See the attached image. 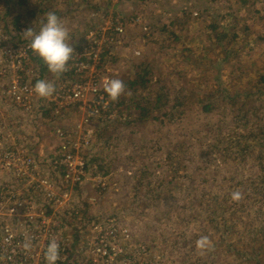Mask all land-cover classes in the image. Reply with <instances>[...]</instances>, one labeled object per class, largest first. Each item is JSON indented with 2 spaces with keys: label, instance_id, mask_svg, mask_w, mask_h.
I'll return each mask as SVG.
<instances>
[{
  "label": "rangeland",
  "instance_id": "1",
  "mask_svg": "<svg viewBox=\"0 0 264 264\" xmlns=\"http://www.w3.org/2000/svg\"><path fill=\"white\" fill-rule=\"evenodd\" d=\"M118 6L111 0H0V59L3 37L22 44L18 30L39 32L37 19L46 22L50 12L68 29L73 48L103 26L109 12L141 18L105 62L123 82L147 66L145 97L160 98V108L139 121L123 104L122 122H92L90 174L107 178L108 188L102 192L87 180L76 190L86 224L61 217L74 246L96 217L120 216L131 240L147 244L161 264H264V0ZM30 64L37 68V57ZM4 84L0 80V95ZM205 236L209 244L198 248Z\"/></svg>",
  "mask_w": 264,
  "mask_h": 264
},
{
  "label": "built area",
  "instance_id": "2",
  "mask_svg": "<svg viewBox=\"0 0 264 264\" xmlns=\"http://www.w3.org/2000/svg\"><path fill=\"white\" fill-rule=\"evenodd\" d=\"M146 1L111 0V5L117 9L121 4ZM129 25H141L136 12L124 16L109 12L104 25L88 31L83 43L73 48L68 70L61 75L48 102L54 116L75 108L81 120L72 128L55 130L59 143L50 160L39 162L30 148L6 145L0 136V264H46L45 253L53 240L59 244L56 264H161L151 258L147 244L131 240L129 227L120 222V216L104 220L96 217L78 247L61 220L66 217L85 222L76 190L87 180L102 192L108 188V179L103 175L91 178L95 166L89 168L88 152L95 139L92 122L111 123L124 112L122 96L112 101L105 91L106 82L115 79L105 60L112 56ZM2 45L0 80L5 84L1 96L30 114L36 110L37 94L32 81L36 72L29 69V64L36 53L30 44H11L4 37ZM43 168L48 170L46 174ZM73 253H88V257L75 260Z\"/></svg>",
  "mask_w": 264,
  "mask_h": 264
},
{
  "label": "crops",
  "instance_id": "3",
  "mask_svg": "<svg viewBox=\"0 0 264 264\" xmlns=\"http://www.w3.org/2000/svg\"><path fill=\"white\" fill-rule=\"evenodd\" d=\"M39 21L37 19V24L45 23L44 21ZM34 57H37V60H41L37 54ZM44 66L47 68L45 62L41 63L40 61H37V68L33 66L37 69L36 77L33 81H51L56 86L59 80H61V76L56 78L49 70L45 72L42 69ZM50 97L42 98L36 95L34 104L36 110L30 114H25L18 110L10 100L0 95V136L2 142L6 145H23L30 148L32 154L36 156L37 161L43 163L52 158L51 153H53L59 143L55 130L57 128H72L81 120L75 108L65 110L61 116H54L51 111L52 105L48 102ZM122 115L120 114V117L116 119L117 122L123 121ZM42 171L46 174L48 170L43 168ZM86 202L91 203V201H88V198Z\"/></svg>",
  "mask_w": 264,
  "mask_h": 264
},
{
  "label": "clouds",
  "instance_id": "4",
  "mask_svg": "<svg viewBox=\"0 0 264 264\" xmlns=\"http://www.w3.org/2000/svg\"><path fill=\"white\" fill-rule=\"evenodd\" d=\"M26 39H30L29 47L47 65L50 73L59 78L68 70L69 61L72 59L74 49L68 43L69 32L60 18L55 13H48L46 22L43 23L39 32H34L33 28L23 31ZM55 85L51 81L38 80L34 85L35 93L42 98H48L55 92ZM105 91L112 101H116L125 93V84L120 79H112L105 84ZM234 199H239L240 194L234 193ZM209 244L208 238L201 237L197 241L198 248H205ZM59 259V244L53 240L49 243L45 260L46 264H56Z\"/></svg>",
  "mask_w": 264,
  "mask_h": 264
},
{
  "label": "trees",
  "instance_id": "5",
  "mask_svg": "<svg viewBox=\"0 0 264 264\" xmlns=\"http://www.w3.org/2000/svg\"><path fill=\"white\" fill-rule=\"evenodd\" d=\"M18 34L20 38H23L24 34H21L18 30ZM22 44H30V41L25 40V38L21 42ZM33 57V61H35V57ZM40 61L41 63H44V61ZM33 65V64H32ZM31 64L29 66H32ZM150 72L147 70V66L144 67V65L140 66L139 71L135 74L134 78L131 80H125V89L129 92L128 97L121 99L120 105L123 109L125 104L126 106L130 108L131 111L134 112V118L139 121H147L149 118H151L152 111L157 108H160L161 99L156 97L155 99L152 97H145V93L149 88L150 83ZM262 81H264V77L262 78ZM36 81H33V84L35 85ZM126 92V91H125ZM123 96V95H121ZM154 99V100H153ZM205 110H209L210 107L206 106L204 108ZM124 110V109H123ZM264 138V137H263ZM259 213L256 211V214Z\"/></svg>",
  "mask_w": 264,
  "mask_h": 264
}]
</instances>
